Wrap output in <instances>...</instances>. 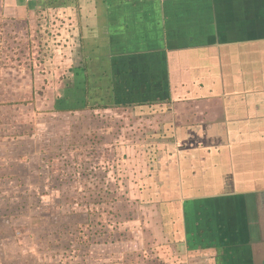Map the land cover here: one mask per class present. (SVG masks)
Here are the masks:
<instances>
[{
    "label": "crops",
    "instance_id": "0c3cea01",
    "mask_svg": "<svg viewBox=\"0 0 264 264\" xmlns=\"http://www.w3.org/2000/svg\"><path fill=\"white\" fill-rule=\"evenodd\" d=\"M12 50L28 61L0 64V105L70 118L73 142L86 121L104 184L126 186L93 232L102 264H264V0H0Z\"/></svg>",
    "mask_w": 264,
    "mask_h": 264
},
{
    "label": "rangeland",
    "instance_id": "374dc122",
    "mask_svg": "<svg viewBox=\"0 0 264 264\" xmlns=\"http://www.w3.org/2000/svg\"><path fill=\"white\" fill-rule=\"evenodd\" d=\"M5 42L1 41L2 45ZM7 47L13 48L11 44ZM9 54L8 62L0 61L2 79L19 75L16 69L28 61L13 50ZM3 58L0 56V60ZM10 68L15 72L8 73L6 69ZM15 88L20 91L21 86ZM15 100L16 106L0 105V224L9 223L22 230L14 231V235L7 233L4 247L11 263L5 264H102L100 249L92 244L93 232L102 240L105 220L120 222L115 214L124 202L120 204L113 195L119 188L124 192V185L112 180L104 184V171L97 166L101 154L93 152L92 139L85 137L86 121L73 123V133L84 135L73 142L68 135L70 118L55 122L42 115L36 117L23 106L26 103ZM99 123L97 129L101 128ZM28 134L31 137H26ZM17 144L15 157L9 149ZM19 156L24 157L18 160ZM103 210L108 211L106 215ZM113 224L111 233L122 234Z\"/></svg>",
    "mask_w": 264,
    "mask_h": 264
},
{
    "label": "flooded vegetation",
    "instance_id": "af4514ba",
    "mask_svg": "<svg viewBox=\"0 0 264 264\" xmlns=\"http://www.w3.org/2000/svg\"><path fill=\"white\" fill-rule=\"evenodd\" d=\"M121 186H123V185H121ZM126 188V186H124V189ZM127 188H128V186H127ZM118 192H121V189L119 188V191ZM123 192V191H122ZM107 198V197H106ZM122 202H120V204H121Z\"/></svg>",
    "mask_w": 264,
    "mask_h": 264
}]
</instances>
